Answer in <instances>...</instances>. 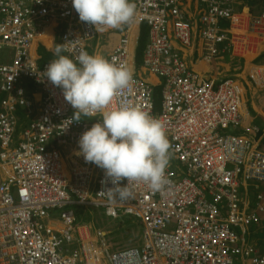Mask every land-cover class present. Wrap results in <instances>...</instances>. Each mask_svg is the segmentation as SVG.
Returning a JSON list of instances; mask_svg holds the SVG:
<instances>
[{"label":"built area","instance_id":"1","mask_svg":"<svg viewBox=\"0 0 264 264\" xmlns=\"http://www.w3.org/2000/svg\"><path fill=\"white\" fill-rule=\"evenodd\" d=\"M184 1L134 0L136 16L121 32L119 46L109 59L115 57L130 66L133 33L138 26H147L149 37L144 63L164 82L162 110L155 114L151 86L135 75L130 87L115 97L113 106L138 107L161 119L170 142V160L175 157L184 168L191 170L196 180L178 184L170 178L166 187L153 191L126 179L121 184H126L131 194L121 199L116 194L121 186L114 187L104 173L94 181L99 186L96 191L99 205L106 207L109 215L124 209L144 220L143 255L138 250L132 251L120 264H264V252L245 245V239L237 232L239 229L246 233L252 224H260L259 214L264 212V206L250 213L245 209L240 212L238 184L232 172L224 169L234 168V164L247 167L254 160L259 167L255 166L249 177L264 175V156L245 138L221 137L218 125L239 116V104L232 98L234 86L228 85L215 94L208 84L184 68L173 43L175 40L190 45L196 29L209 51L227 41L229 37L220 23L233 20L234 0H200L205 11L201 12L198 26L181 13ZM56 21L66 26L63 44L72 56L85 50L97 34L104 33L79 19L72 0H0V92L7 95L0 112L2 148L9 147L14 140L15 111L19 106L28 105L22 82L32 80L40 85L44 98L41 116L24 133L21 147L4 155L9 163L3 160L0 166L19 174L31 169L23 166L36 153L39 160L43 159L38 161L42 165L38 169L48 171L39 179L32 176L21 183L0 187V264L101 262L98 246L85 241L75 245V232L80 230L74 225L75 218L63 215L69 229L61 234L45 223L48 211L68 204L73 200L72 194L85 200L79 189H70L56 173L53 165L58 159L55 154L49 156L46 150L51 137H62L65 142L80 138L81 123L76 118L80 112L65 100L59 87L43 77L47 66L39 68L33 54L35 41ZM249 30L264 32V11L250 19ZM168 174L175 175L172 171ZM86 180L92 182V178ZM12 187L18 189L16 194ZM183 192L189 193L188 197L181 198ZM226 194L229 203L224 200ZM223 205L227 206L225 211ZM191 209L203 218L191 219L187 212Z\"/></svg>","mask_w":264,"mask_h":264},{"label":"clouds","instance_id":"2","mask_svg":"<svg viewBox=\"0 0 264 264\" xmlns=\"http://www.w3.org/2000/svg\"><path fill=\"white\" fill-rule=\"evenodd\" d=\"M192 2L198 5L197 13H193L191 7L186 8ZM72 5L82 22L90 24L98 32L104 33L97 34L95 38L86 44L85 50H81L75 56L65 55L70 50L65 47L63 39L60 38V43L55 48L56 59L44 65L38 56L36 62L41 69L47 66L43 72V77H46L53 86L59 87L63 92L65 100L75 111L80 112L76 114V118L81 123L78 130L79 140L65 142L62 137H51L46 150L49 156L55 154L58 159V162L53 165V168H57L56 173L62 177L70 189L71 187L73 190L74 188L79 189L84 194L85 200L77 199V196L72 194L73 200L68 204L62 208L48 211L49 218L45 223L52 227L55 232H60L61 234V232L69 229L68 223L63 219V215L68 214L72 219L75 218L74 225L80 228V230H76L75 232V245H82V241L86 243L90 242L99 248L101 256L100 264H120L122 259L132 254V251L138 250L143 255L146 245L145 223L143 218L128 214L124 209L116 211L115 215L112 213L109 215L106 207L99 205L100 201L96 195L99 186L94 181L101 178L105 173V176L111 180L114 187L117 185L121 186V189L116 194L121 199H126L131 194L126 190V184H121V181H126V179L127 182L135 181L138 186H144L153 191H159L163 187H166L170 178L178 184L185 181H188L190 184L195 182L196 179L193 177L191 170L181 172L176 168H169L171 164L178 165L182 163L175 157H172L170 160V142L167 137L165 123L161 119L151 116L148 112L138 107L113 106L115 97L130 87L135 75L145 80L151 86L154 95L155 114H158L162 110L163 91L161 93V110L157 111L155 86L144 77L138 75V69L135 72L136 47H133V44L131 45L132 60L130 66L118 62L115 57L109 59V57L107 58L101 54L89 53V47L93 43L99 44L102 40L100 36L109 34L108 30L120 28L119 34H121L124 29H127L128 23L132 22L136 16V4L134 0H72ZM204 8L205 5L201 4L200 0H185L182 2L180 11L185 18L189 19L195 26H198L200 18L205 11ZM237 15L238 13L235 10L233 20L220 23L229 39L216 44L214 50H208V44L201 38L200 31L197 29L193 31L190 45L185 46L177 43L175 40L173 43L177 54L180 55V63L184 68L197 75L199 81L208 84L215 94L219 93L218 91L221 88H226L228 85L234 86L233 90L235 92L232 98L239 104V116L235 120H232V117H230V120H225L224 124L218 125L217 131L221 137L245 138L249 140L257 152L262 153L264 156V126L262 124H246L243 113V99L245 100V91L243 90L246 89L250 94L255 91H259L258 94L263 93L264 70L252 67L244 75L241 74L243 76L224 77L223 82L214 85L210 80H205V72L201 73L193 69L187 61L188 55H190L188 51L192 52V54L195 51L196 54H198L197 51L200 52L201 56L199 58L208 66H213L218 59L231 54L234 36L231 25ZM253 16L255 15H252L251 18ZM145 26H139L142 28L140 29V34ZM136 30H138V27ZM249 31L257 35L264 33ZM146 47L144 49L143 64L140 68L147 69L150 73H153L144 63ZM207 77L216 78L217 76L212 75L211 77ZM28 81L33 83L37 87V93L41 94V109L35 119L22 130L18 123L20 109L26 112L27 118L34 113V106L28 98V88L25 86ZM160 84H162L164 90V82L161 78ZM22 87L25 90V99L28 105L19 106L18 110L15 111L17 131L9 147L2 148L0 143V164L3 160L9 163L4 155L14 152L21 147L24 133L41 116L44 102L41 86L32 80H24ZM6 96V94L0 92V112L1 103ZM229 126L234 129L235 134L230 135ZM29 157L23 168L31 169H27L24 172L20 171L19 174H13L9 170V167L0 166V187L4 186V184L21 183L32 176L39 179L47 174V170L38 169L42 167L38 161L43 162V159L39 160L36 153ZM254 163L255 161L253 160L247 167L244 164H234V168H224L225 171L232 172V176L238 184L237 189L241 200L240 212L245 209L250 213L257 211L258 206H264V179L258 178V176L264 177V175L257 174L255 177H249L253 173L254 167H259L258 162ZM168 171H172L175 175L169 177ZM86 178H92V182L86 180ZM12 188L16 194L18 189ZM188 195L189 193L183 192L180 197L185 198ZM252 195L255 198L253 201L251 200V205L249 198ZM223 197L225 202L229 203L227 194ZM204 200L209 203L208 200L210 198L208 197V200L204 198ZM226 209L227 206L223 205L222 210L225 211ZM228 211L230 214V209ZM187 212L193 220L203 218L193 209ZM89 215L104 220L106 218L110 220L109 222L118 223L116 228H123L124 231L130 230L131 234L135 237L134 241L130 244H126V240L116 241L112 237L113 232L111 230H103L93 224H84V216L88 217ZM259 215L262 221L264 212ZM88 219L91 220L92 218ZM57 224H61L63 227H56ZM253 225L248 227L246 233L237 229L238 234L242 236V239H245L244 244L247 246H251L252 243H247L245 236L250 232ZM135 231L138 232V235L135 234Z\"/></svg>","mask_w":264,"mask_h":264},{"label":"crops","instance_id":"3","mask_svg":"<svg viewBox=\"0 0 264 264\" xmlns=\"http://www.w3.org/2000/svg\"><path fill=\"white\" fill-rule=\"evenodd\" d=\"M234 3L238 15L231 25L234 33L231 54L221 57L213 66H208L199 58L201 56L200 52L197 51L198 54H196L195 51L194 54H192V52L188 51L190 55H188L187 61L191 67L198 72H212L214 76L235 77L243 76L246 71L250 70L252 67L264 70V33L257 35L248 30L251 16L263 12L264 0H234ZM187 7H191L193 13L198 12V5L194 2L188 4L186 8ZM119 29L120 28L110 29L108 30L109 34L101 35V42L99 44L93 43L88 49L89 53L101 54L108 58L115 48L119 46ZM140 29L142 28L138 26V30H135L133 33V47H137V40L140 39ZM64 31L65 25L58 21L47 27L45 36H41L33 47L34 56L38 58V45H45L49 52L54 51L56 46L60 43V38ZM135 72H137V67H135ZM138 75L147 79L155 88L162 86V84H160V78L156 74L150 73L147 69L139 68ZM25 86L28 88L27 95L34 106V113L27 118L26 112L20 109V125L22 126L24 124L29 125L41 109V94L37 93V87L29 81L26 82ZM243 91H245L243 113L245 115L246 124H262L264 126V92L258 94L259 91H255L250 94L246 89ZM254 198V195L250 196V204L251 200L253 201ZM56 227L62 228L63 226L57 224ZM245 237L247 243H252V245L264 252V218L260 224L253 225L250 232Z\"/></svg>","mask_w":264,"mask_h":264},{"label":"rangeland","instance_id":"4","mask_svg":"<svg viewBox=\"0 0 264 264\" xmlns=\"http://www.w3.org/2000/svg\"><path fill=\"white\" fill-rule=\"evenodd\" d=\"M146 31H147V33H146ZM143 33L146 34V44H147V42H148V28L146 26L143 29ZM160 99H161V97L159 98V100L157 99V101H156L157 111L161 110ZM233 133L235 134V132H233ZM88 218H92V219L89 220ZM83 220L85 221L84 224H93L94 226L99 227V228H101L103 230H111L113 232L112 233V237L116 241H118V240H126L127 241L126 244H130L135 239L134 235L131 234L130 230H127V231L125 230L124 231L123 228H118L117 229L116 225L118 223L109 222L110 221L109 219L105 218V220H104V219L89 215L88 217L84 216ZM120 224H121V222H120ZM135 234L138 235V232L135 231ZM138 239H139V237H138Z\"/></svg>","mask_w":264,"mask_h":264},{"label":"trees","instance_id":"5","mask_svg":"<svg viewBox=\"0 0 264 264\" xmlns=\"http://www.w3.org/2000/svg\"><path fill=\"white\" fill-rule=\"evenodd\" d=\"M145 47H146V34L143 33V30H142L140 34V39L138 40L137 47H136V67L137 69H139L143 64V55H144ZM37 49H38L37 54L40 57L42 64L50 61L53 57H55V51L53 53L49 52V50L47 49L45 45L44 46L38 45ZM162 91H163V86L154 89L156 101L157 99L159 100V98L161 97ZM0 100H1V97H0ZM161 101L162 99H160V103ZM18 123L22 130L27 127V125L25 124L23 126L20 125L21 124L20 118L18 119Z\"/></svg>","mask_w":264,"mask_h":264},{"label":"flooded vegetation","instance_id":"6","mask_svg":"<svg viewBox=\"0 0 264 264\" xmlns=\"http://www.w3.org/2000/svg\"><path fill=\"white\" fill-rule=\"evenodd\" d=\"M65 31H66V26H65ZM65 31H64V33H65ZM64 33H63V35H62V37H61L62 39H63ZM54 51H55V50H54ZM54 51H52V53H53ZM65 55H70V54L67 52V53H65ZM70 56H72V55H70ZM54 59H56V55H55V57H53L50 61L44 63V65H47L49 62H51V61L54 60ZM207 76H210V77H211V76H212V73H211V72H206V73H205V80H206V81L210 80L211 83H213L214 85H217V84L223 82L224 79H225L223 76H217L216 78H208Z\"/></svg>","mask_w":264,"mask_h":264},{"label":"bare ground","instance_id":"7","mask_svg":"<svg viewBox=\"0 0 264 264\" xmlns=\"http://www.w3.org/2000/svg\"><path fill=\"white\" fill-rule=\"evenodd\" d=\"M46 34V33H45ZM45 34L43 36H45ZM247 113V112H246ZM249 117V116H248ZM229 133L230 135H233L234 133V129L229 126ZM172 162V161H171ZM170 163V162H169ZM170 168H176L178 171H181V172H187L189 170V168H184L182 164H178V165H173V166H170Z\"/></svg>","mask_w":264,"mask_h":264}]
</instances>
